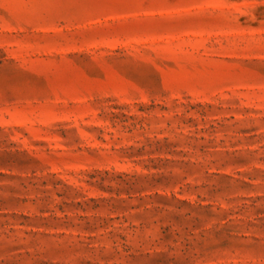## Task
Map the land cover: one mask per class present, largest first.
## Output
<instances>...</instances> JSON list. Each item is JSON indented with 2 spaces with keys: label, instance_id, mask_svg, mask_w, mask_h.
Instances as JSON below:
<instances>
[{
  "label": "rangeland",
  "instance_id": "1",
  "mask_svg": "<svg viewBox=\"0 0 264 264\" xmlns=\"http://www.w3.org/2000/svg\"><path fill=\"white\" fill-rule=\"evenodd\" d=\"M0 264H264V0H0Z\"/></svg>",
  "mask_w": 264,
  "mask_h": 264
}]
</instances>
